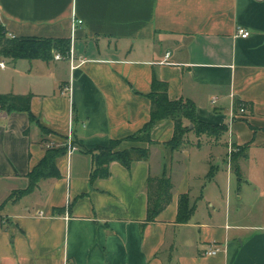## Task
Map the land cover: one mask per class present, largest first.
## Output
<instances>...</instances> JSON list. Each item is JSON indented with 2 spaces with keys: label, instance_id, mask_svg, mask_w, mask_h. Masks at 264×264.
<instances>
[{
  "label": "crops",
  "instance_id": "0c3cea01",
  "mask_svg": "<svg viewBox=\"0 0 264 264\" xmlns=\"http://www.w3.org/2000/svg\"><path fill=\"white\" fill-rule=\"evenodd\" d=\"M73 19L82 23L72 59L0 58V264H264V223L239 219L264 211L242 192L250 166L264 167V0H0L10 37L71 41ZM237 27L250 36L235 37ZM152 76L224 135L212 142L188 131L173 151V121L162 119L151 143L128 140L150 119ZM238 103L246 110L233 118ZM111 141L148 157L113 161L107 178H92L93 154ZM57 147L60 176L8 200ZM229 147L241 149L234 189ZM160 177L173 185L171 200L147 222V181ZM181 195L192 207L185 222ZM211 243L221 250L206 256Z\"/></svg>",
  "mask_w": 264,
  "mask_h": 264
},
{
  "label": "trees",
  "instance_id": "16d2710c",
  "mask_svg": "<svg viewBox=\"0 0 264 264\" xmlns=\"http://www.w3.org/2000/svg\"><path fill=\"white\" fill-rule=\"evenodd\" d=\"M71 48L70 39H52V38H15L8 36L4 26L0 24V58L11 60H51L54 53H60L61 56H67ZM26 99L24 111L30 116V121H35L30 113L29 99ZM150 99V119L148 123L135 135L128 138L130 141L151 143L150 132L156 122L162 119L173 121V136L168 145L173 151L179 150L184 142V135L188 131H193L198 137L202 131H208V134L219 139L226 132L224 125H213L201 122L196 119L194 104L189 100L171 101L167 95V85L155 76L151 79ZM1 104V102H0ZM240 104L238 103V107ZM1 108L2 104H1ZM11 110V108H7ZM184 120L189 122L191 129L184 125ZM213 128L215 130H210ZM118 141H111L108 146L96 150V157L93 154L94 169L91 173L92 178H107L109 176V164L113 161L119 162L125 167H129L133 161L146 160L148 151L146 149L118 150ZM64 148H48L44 157L33 167L27 175L28 185L25 189L17 191L9 196L8 200L15 195L21 196L31 193L37 182L44 178H58L60 173L55 165V158L63 153ZM89 154H92L89 152ZM230 164L234 175L239 176V168L235 159L230 158ZM214 172L210 167L209 176ZM173 185L169 178H149L147 181V217L146 221H154L155 216L161 212L171 200ZM192 213V207L189 206L187 195H181L178 199L177 221L185 222Z\"/></svg>",
  "mask_w": 264,
  "mask_h": 264
},
{
  "label": "rangeland",
  "instance_id": "374dc122",
  "mask_svg": "<svg viewBox=\"0 0 264 264\" xmlns=\"http://www.w3.org/2000/svg\"><path fill=\"white\" fill-rule=\"evenodd\" d=\"M184 122L186 124L185 126H188L189 125V122L187 120H185ZM210 130H215V129L210 128ZM203 135H205L207 137H210V139H211L212 142L214 140H216L214 138V136L208 134V131H205V130L202 131V133L200 134V136H203ZM50 147H53V146L50 145ZM230 148H231V150H230V152L227 153V156L229 155L230 158L232 157L233 159L234 158H239L241 156V149L240 150L239 149H236V147H230ZM253 164L251 163V165H253ZM230 168H231V171H233L232 167H230ZM212 169H214L213 166H212ZM250 172L253 173L252 174L253 175V178L246 180L249 183V185L248 184L247 185H245V184L242 185L243 198L245 199V196H246V198L248 200H250V201H253V199H255L257 201L258 206L260 208H264V193H261V191H258L259 197H257V196H255V194L252 191V188H258V187L264 186V185H259L260 182H261L260 178L261 177H264V167H262V168L261 167L255 168L253 166H250ZM226 176H227V174H226V172L224 170L221 173L220 182H219V183H221V186L222 187L225 185V183H227L226 182ZM236 181H237V178H236V175H234L233 185H232L233 189L236 187ZM247 208H248V206H245L243 208V210H245ZM260 212H264V211H261V209H260L258 211H255V214H253V212H252L250 214V216L248 215L247 212H244V213H241V215L239 216V219L240 220H243V222L246 223V224H248L249 222H251L253 224H256V223H260V224L261 223H264V214H262L260 216V214H261ZM234 218L235 217L232 216V219H234ZM235 219H238V217L235 218Z\"/></svg>",
  "mask_w": 264,
  "mask_h": 264
},
{
  "label": "built area",
  "instance_id": "2783aa9c",
  "mask_svg": "<svg viewBox=\"0 0 264 264\" xmlns=\"http://www.w3.org/2000/svg\"><path fill=\"white\" fill-rule=\"evenodd\" d=\"M82 23L81 20H78V19H73L72 20V24H71V30H72V37H71V42L73 40V37H74V31L75 29L78 27V25H80ZM235 37H239V38H242V39H246L250 36V32L244 28V27H237L236 28V31H235ZM69 56V58H71V48H70V51H69V54L67 55ZM168 56V54H166V57ZM64 56H61L60 53H54L53 54V59L54 60H60L61 58H63ZM72 59V58H71ZM5 67V64L4 62L0 61V68H4ZM68 90V89H67ZM237 112L236 113H233L232 116L233 118H236L237 116H240L242 115L243 113H245V107L244 105H240L237 109ZM2 113V108H1V104H0V115ZM70 143V142H69ZM69 149H68V153H72L74 151V148L70 146V144L68 145ZM231 148L229 147V152H230ZM230 160V159H229ZM221 248L220 246H218L217 244L215 243H211L207 249L204 251V255L206 256H215L216 254H218L220 252ZM64 264H71L70 261L68 259H66L64 261Z\"/></svg>",
  "mask_w": 264,
  "mask_h": 264
},
{
  "label": "water",
  "instance_id": "95a60500",
  "mask_svg": "<svg viewBox=\"0 0 264 264\" xmlns=\"http://www.w3.org/2000/svg\"><path fill=\"white\" fill-rule=\"evenodd\" d=\"M95 157H96V155H95Z\"/></svg>",
  "mask_w": 264,
  "mask_h": 264
}]
</instances>
